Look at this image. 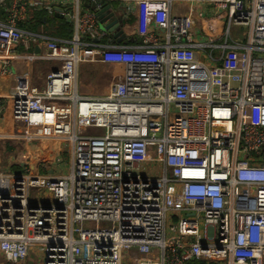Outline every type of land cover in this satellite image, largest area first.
Wrapping results in <instances>:
<instances>
[{
	"label": "built area",
	"instance_id": "1",
	"mask_svg": "<svg viewBox=\"0 0 264 264\" xmlns=\"http://www.w3.org/2000/svg\"><path fill=\"white\" fill-rule=\"evenodd\" d=\"M63 1L69 39L20 27L28 7L53 14L50 0H11L0 21V79L20 62L49 65L39 87L25 75L0 89V122L19 126L0 142L39 144L24 172H0L5 261L44 248V264H264V0ZM187 3L227 14L217 36L203 14L175 13ZM104 4L122 8L140 42L101 28ZM87 64L122 69L102 97L79 93ZM59 144L71 166L53 176ZM33 188L54 202L31 204Z\"/></svg>",
	"mask_w": 264,
	"mask_h": 264
},
{
	"label": "rangeland",
	"instance_id": "2",
	"mask_svg": "<svg viewBox=\"0 0 264 264\" xmlns=\"http://www.w3.org/2000/svg\"><path fill=\"white\" fill-rule=\"evenodd\" d=\"M26 1L34 5L40 0H26ZM178 6L180 5H176V7ZM195 6H196V11L200 9L199 14H203L202 21L205 22V26L211 24L214 27V34H210L209 32H206V35H211L212 37L217 36L218 33L221 31V29H223L222 24L224 20H226L227 14L226 13L217 14L215 12H212L213 6L207 8L203 4H197V3L195 4ZM35 11L38 10H36L34 7H28L26 9L27 20L20 24L21 28H23L21 25L23 23H27L28 21H30L29 24H31V19L33 14L32 12ZM207 16H211L212 18H207ZM126 23H128V21L123 20L121 23V27L124 28ZM31 27L32 25L30 26V29ZM247 33H248L247 27L237 26L232 28L233 38L241 42L247 39ZM22 52L30 54L33 52V50L26 51L25 49H22ZM203 62L207 63L206 59L203 58ZM40 63L42 65H36V67L34 68L35 70L34 85L35 86L38 85V87L39 85L41 86L42 80L46 77V75L49 72V68H46L47 66L45 65V62H40ZM121 70L122 69H115L111 66L102 65V64L82 65L79 70V93L83 96L93 97V98H99L104 96L106 92L109 90L111 84L113 83L114 77L118 75L121 72ZM35 81L38 84H36ZM15 134L16 132L14 131L12 132V134H9V136L12 137ZM35 145L38 146L39 144H35ZM59 146L62 147L61 157L63 159V164L58 165L57 163L56 164L54 163L51 164V166L56 165L57 169L59 170V173L67 174L69 173L71 166V146L66 145V147H64L63 144H59ZM45 148H50V146L46 145ZM27 150L30 149L23 141L0 142V172L17 173L13 171V166L23 160L22 154H26L25 152H27ZM155 158H157L156 155L154 159ZM35 164H36V160L32 162V169L35 168ZM147 168L152 171L154 177H160L163 174V166L158 162L148 164ZM24 169L25 167L21 166L22 172H24ZM41 173L47 174V172H45L42 169H41ZM29 197H30L29 198L30 203L33 205H39V204L48 205L54 202V200L46 190L33 188L30 190ZM174 214L179 217H183L185 215L184 212H175ZM169 225H171V222L169 223ZM77 226L80 227L79 224ZM89 226L90 224L84 225V227H89ZM134 251L137 250L135 249ZM29 256H30L29 259L24 264H44V248H39V249L36 248V250H32ZM7 264H13V263H7Z\"/></svg>",
	"mask_w": 264,
	"mask_h": 264
},
{
	"label": "crops",
	"instance_id": "3",
	"mask_svg": "<svg viewBox=\"0 0 264 264\" xmlns=\"http://www.w3.org/2000/svg\"><path fill=\"white\" fill-rule=\"evenodd\" d=\"M51 3L53 4V6L55 8H65V7H70V4L68 2L67 5H65V2L63 0H50ZM196 3H187V4H183L181 6H178L176 7L175 9V13L177 15H185L186 17H189V18H192L193 20L196 19L200 12V9L198 11H196V6H195ZM115 5V4H114ZM11 6V0H0V8L2 7V10L0 12V21H4L6 20L7 18V12L9 11V8ZM116 6V5H115ZM52 15H55L56 17H60L59 14L55 12L52 14ZM150 29H152V26H148ZM124 31L128 34H130L129 36L132 37V38H137L139 39L136 35H133L134 34V29L132 28V26L129 24V23H126L125 26H124ZM54 38V37H53ZM20 50H22L23 48H19ZM36 65H41V64H35V65H32L30 63H25V62H20V63H17L15 66H14V70L12 71V74L9 75V76H6V77H3L0 79V84H1V91L4 92V93H7L9 91V87L10 85L12 84V82L14 81V79L16 77H19V76H25V75H28L30 77V81L32 83V85H34V68L36 67ZM45 65L47 66L46 68H48V63H45ZM115 69H121V67H116V66H111ZM46 72V71H45ZM44 72V74H45ZM122 72V70H121ZM36 82V81H35ZM36 84H38L36 82ZM35 86V85H34ZM38 86V85H37ZM7 121V122H6ZM5 122V125H4V129H2V123ZM19 127L17 126L16 124H14L10 118H5L4 120H2V122H0V130H3L5 132H14L15 129ZM24 142V141H23ZM27 147L31 150V148L37 144L36 143H33L31 145V143H27L25 142ZM46 146V145H45ZM30 150H27V152H29ZM35 155H33L31 158L32 160L27 162V167H29L30 169H32V162L35 161ZM37 158V157H36ZM36 164H35V168H36ZM51 167V170H50V173H53V176H61L62 174L59 173V170L57 169V166L56 165H50ZM30 257V256H29ZM3 256L0 254V264H7L4 260H3ZM29 259V258H28Z\"/></svg>",
	"mask_w": 264,
	"mask_h": 264
},
{
	"label": "trees",
	"instance_id": "4",
	"mask_svg": "<svg viewBox=\"0 0 264 264\" xmlns=\"http://www.w3.org/2000/svg\"><path fill=\"white\" fill-rule=\"evenodd\" d=\"M2 7L0 8V12ZM31 24L30 21L23 23L21 26L26 29L34 31L36 33H46L47 35L60 38V39H69L73 34L72 26L60 17L55 15L48 14L47 11H35L32 12ZM32 25L31 29L30 26ZM137 42H140V39H137ZM22 164H16L13 166V171L17 173H22L21 170ZM197 264V263H196Z\"/></svg>",
	"mask_w": 264,
	"mask_h": 264
},
{
	"label": "water",
	"instance_id": "5",
	"mask_svg": "<svg viewBox=\"0 0 264 264\" xmlns=\"http://www.w3.org/2000/svg\"><path fill=\"white\" fill-rule=\"evenodd\" d=\"M55 10L58 14L62 11V9L58 7L55 8ZM122 12L123 10L120 7H116L111 4H104L103 8L97 13L99 16L101 28L107 31L109 34H113L114 38L118 42H121L126 38V35L121 29ZM60 18L62 17L60 16ZM4 125L5 122L2 123V129L5 128Z\"/></svg>",
	"mask_w": 264,
	"mask_h": 264
},
{
	"label": "bare ground",
	"instance_id": "6",
	"mask_svg": "<svg viewBox=\"0 0 264 264\" xmlns=\"http://www.w3.org/2000/svg\"><path fill=\"white\" fill-rule=\"evenodd\" d=\"M45 150V149H44Z\"/></svg>",
	"mask_w": 264,
	"mask_h": 264
}]
</instances>
